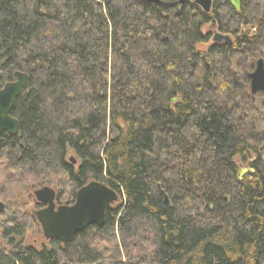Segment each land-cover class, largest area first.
<instances>
[{"label": "trees", "instance_id": "1", "mask_svg": "<svg viewBox=\"0 0 264 264\" xmlns=\"http://www.w3.org/2000/svg\"><path fill=\"white\" fill-rule=\"evenodd\" d=\"M193 1L0 0V90L28 76L0 201L49 187L72 205L95 181L119 203L41 250L34 216H10L0 264H264V0ZM212 22L233 40L204 50Z\"/></svg>", "mask_w": 264, "mask_h": 264}, {"label": "water", "instance_id": "2", "mask_svg": "<svg viewBox=\"0 0 264 264\" xmlns=\"http://www.w3.org/2000/svg\"><path fill=\"white\" fill-rule=\"evenodd\" d=\"M147 4H158V0H142ZM232 7L239 11L240 0H231ZM212 0H194L193 5L204 14H209ZM214 45H229L231 39L227 35L217 33L213 39ZM249 92L251 97L264 94V62L256 61L255 70L249 74ZM14 81L6 84L0 90V135L2 133L15 137L18 135V122L10 116V112L17 98L28 87V76L22 73L14 74ZM176 102V99L173 100ZM75 164L74 159H70ZM247 170L243 169L238 174L242 179ZM36 203L43 208L32 212L38 223L43 238L46 241L56 240L65 245L70 243L74 236L90 226L101 227L104 224L108 208L118 203L117 193L103 183L90 182L81 188L71 206H57L56 193L49 187H43L33 192ZM166 202V199H165ZM5 212L4 205L0 202V214Z\"/></svg>", "mask_w": 264, "mask_h": 264}, {"label": "rangeland", "instance_id": "3", "mask_svg": "<svg viewBox=\"0 0 264 264\" xmlns=\"http://www.w3.org/2000/svg\"><path fill=\"white\" fill-rule=\"evenodd\" d=\"M217 28L218 27L216 24L212 25L211 23L202 27V29H201L202 34L204 36L205 35L209 36L208 43L205 46H203L204 50H207L209 47L214 45L212 39H213L215 34L219 33ZM231 40H233V38H231ZM254 70L251 73H253ZM72 159H74V158H72ZM243 169L247 170V172H248L247 166H244L243 168H241V170H243ZM247 172L243 176H245L247 174ZM34 190L36 191V189H33L29 192L30 193L29 198L26 195H21V196L16 197L15 199H12L10 201L9 208L5 209V212L2 215H0V237H1V231H2L3 225H5V223L9 220L10 216H15L16 214H19V213H28V214L31 213L32 214V212L39 211L40 209H42V206L37 205V203H36V201L32 195ZM37 190H39V188H37ZM0 202L4 205V207L8 204V203H4L3 201H0ZM118 204L119 203H117V205ZM56 205L57 206H71V205H65L64 203H59V202H56ZM113 206H116V205H113ZM0 243H1V241H0ZM25 244H26V246L32 247L36 250H41L43 247L49 246L48 241H46L43 238L40 227H38V228L32 227L31 229L27 230V233L25 236Z\"/></svg>", "mask_w": 264, "mask_h": 264}, {"label": "flooded vegetation", "instance_id": "4", "mask_svg": "<svg viewBox=\"0 0 264 264\" xmlns=\"http://www.w3.org/2000/svg\"><path fill=\"white\" fill-rule=\"evenodd\" d=\"M211 24H212V25H215V23H214V22H212ZM42 208H43V207H42ZM0 215H2V214H0Z\"/></svg>", "mask_w": 264, "mask_h": 264}, {"label": "bare ground", "instance_id": "5", "mask_svg": "<svg viewBox=\"0 0 264 264\" xmlns=\"http://www.w3.org/2000/svg\"><path fill=\"white\" fill-rule=\"evenodd\" d=\"M75 163H76V162H75ZM71 164H72V163H71ZM73 165H75V164H73ZM75 197H76V196H75ZM73 204H74V203H73ZM73 204H72V205H73Z\"/></svg>", "mask_w": 264, "mask_h": 264}]
</instances>
